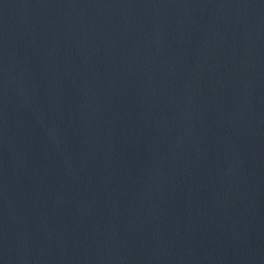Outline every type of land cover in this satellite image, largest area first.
<instances>
[{
	"label": "water",
	"instance_id": "water-1",
	"mask_svg": "<svg viewBox=\"0 0 264 264\" xmlns=\"http://www.w3.org/2000/svg\"><path fill=\"white\" fill-rule=\"evenodd\" d=\"M0 264H264V0H0Z\"/></svg>",
	"mask_w": 264,
	"mask_h": 264
}]
</instances>
